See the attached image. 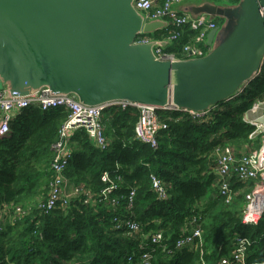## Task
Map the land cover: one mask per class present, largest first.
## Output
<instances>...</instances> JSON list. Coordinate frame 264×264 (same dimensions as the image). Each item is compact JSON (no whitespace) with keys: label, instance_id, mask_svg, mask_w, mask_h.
<instances>
[{"label":"trees","instance_id":"16d2710c","mask_svg":"<svg viewBox=\"0 0 264 264\" xmlns=\"http://www.w3.org/2000/svg\"><path fill=\"white\" fill-rule=\"evenodd\" d=\"M212 1L234 6L239 2ZM169 29L173 30L148 37L160 41L177 33L178 37L162 51L178 60L187 59L182 48L192 42L194 33L188 27ZM199 48L206 53L205 46ZM182 53L184 56H180ZM262 98L264 66L243 94L231 101L236 105L229 107V101L218 104L214 118L208 122L188 114L160 113L168 129L158 136L155 149L134 140L135 108L105 110L101 124L109 148L96 150L85 133L79 132L64 178L66 190L79 189L80 194L48 214L40 205L51 180V147L69 111L62 107L41 111L35 105L24 109L10 122L7 137L0 139V210L6 207L0 229V264H134L128 258L137 259L142 252L139 244L146 243L150 234L162 233L163 244L170 248L194 218L203 233L206 264H217L236 234L253 241L247 250V262L261 260L264 218L257 225L241 223L247 183L233 179V203L225 205L216 193L213 169L224 146L230 144L236 152L257 148L259 140L248 139L253 128L242 118ZM103 172L113 180L120 178L109 200L100 196L105 187ZM151 176L166 183L165 201L153 193ZM131 191L134 198L130 208L127 196ZM16 207L22 213L15 216ZM113 219L139 224L140 234L129 237L123 228L115 227ZM148 245L156 255L152 264H195L198 259L197 252L184 249L179 259L177 254L167 262L160 247Z\"/></svg>","mask_w":264,"mask_h":264},{"label":"water","instance_id":"95a60500","mask_svg":"<svg viewBox=\"0 0 264 264\" xmlns=\"http://www.w3.org/2000/svg\"><path fill=\"white\" fill-rule=\"evenodd\" d=\"M134 1L0 0V91L25 97L45 88L88 107L124 101L199 113L235 100L259 74L264 0L195 7L190 18L224 24L207 34L205 57L183 61L157 58L168 41L135 42L168 23L145 21Z\"/></svg>","mask_w":264,"mask_h":264},{"label":"built area","instance_id":"2783aa9c","mask_svg":"<svg viewBox=\"0 0 264 264\" xmlns=\"http://www.w3.org/2000/svg\"><path fill=\"white\" fill-rule=\"evenodd\" d=\"M183 0H135L133 7L136 11L144 15L146 21L162 20L171 23L176 28L188 27L193 33L192 42L183 46L182 51L187 53L190 59H200L206 56L199 47L206 45L207 34L216 28V23L208 20L205 16L190 18L187 15L180 14L174 7ZM178 37L177 33H172L170 37L164 39L170 44ZM151 38L140 36L136 43H148ZM206 47V46H205ZM207 48V47H206ZM161 48H155L154 52L158 59L168 61H178L174 56L166 55ZM264 66V56L261 60L260 69ZM260 71V70H259ZM247 85V84H246ZM246 85L237 91V97L243 94ZM35 105L41 111H49L57 108H65L69 111L67 118L58 130V139L52 145V159L49 165L51 180L49 183L46 198L40 209L44 214H48L57 206H65L68 202L80 194L79 189L67 191L65 188L64 172L69 161L73 157V147L70 138L76 132H84L92 146L100 151H106L109 148L110 141L104 134V128L101 124V117L105 110L109 108H120L125 111L128 108H135L138 111V117L134 125V140L148 145L151 148L157 147L158 136L161 132L168 129L166 122L161 118L160 113H182L188 114L197 121L208 122L214 117V110L217 106L204 111L193 112L183 111L175 106L155 107L149 105H137L120 101L113 102L103 106H83L73 95L52 94L48 89H41L39 92L18 97L9 94L5 90L0 91V139L7 137L10 132V122L24 109ZM243 122L253 128L249 134L250 141L259 140L255 150L247 153H236L229 146H224L218 151V157L213 170L215 175V186L218 196L225 205H231L235 196L232 189V178L238 182L250 183V189L244 194V204L241 212V223L243 225H257L264 218V98L255 101L249 109L243 113ZM120 178L116 180L110 178L109 173L103 172L101 181L105 185L100 196L102 200H109L110 196L118 189ZM151 189L158 200L167 199V185L156 176L150 177ZM134 191L127 196L128 207H132ZM116 200L112 201L114 204ZM6 207L0 210V229L4 219ZM14 215L22 213L20 207L14 209ZM4 214V215H3ZM116 228H123L129 237H135L140 234L139 224L129 220L113 219ZM146 243H140L139 249L142 252L137 259L128 258V262L134 264H152L156 255L149 249L150 245H156L164 253L165 261L178 259L184 249H192L198 254L195 264H206L204 259V238L196 219H191L186 229L175 239L173 245L169 248L163 244L164 237L162 233L157 232L147 237ZM150 239V242H149ZM253 244V241L241 235H234L231 246L225 255L221 256L217 264H264V257L256 262H247V250ZM177 259V260H178ZM179 263V262H178ZM180 264V263H179Z\"/></svg>","mask_w":264,"mask_h":264},{"label":"crops","instance_id":"0c3cea01","mask_svg":"<svg viewBox=\"0 0 264 264\" xmlns=\"http://www.w3.org/2000/svg\"><path fill=\"white\" fill-rule=\"evenodd\" d=\"M204 3H208V4H221V3H216V2H213L212 0H183L182 3L179 5V9L181 10L182 13H184V15H194L193 11L195 9V7H199L201 5H203ZM223 7H233L234 5H227V4H222ZM216 21V28L217 27H221L222 24H224V20L223 19H215ZM170 27L173 28V26L171 25V23L168 22V25L167 27L162 30L163 33L164 32H170L172 31L173 29H169ZM160 32V31H159ZM169 45V44H167ZM207 53L210 51V47H207ZM180 56H184V54L182 53ZM176 60H178L179 58H174ZM79 132H76L71 138H70V141L72 143V147H73V150L77 148V145H78V141H77V137H79ZM248 150H244V148H242L241 151H239L238 153H245L247 152ZM214 170V169H213ZM235 179V178H232V180ZM247 187L246 189H248L247 191H249L250 189V183H247ZM217 193V192H216ZM218 195V194H217Z\"/></svg>","mask_w":264,"mask_h":264},{"label":"rangeland","instance_id":"374dc122","mask_svg":"<svg viewBox=\"0 0 264 264\" xmlns=\"http://www.w3.org/2000/svg\"><path fill=\"white\" fill-rule=\"evenodd\" d=\"M221 6H223L222 4H220ZM222 29H223V27L222 28H220V31H222ZM261 70V69H260ZM259 73H260V71H259ZM237 93V92H236ZM228 105H229V107H234L235 105H236V103L235 102H230V103H228ZM229 147L231 148V149H234V147L232 146V145H230L229 144ZM250 150H251V147L249 148ZM244 150H245V148H244ZM252 151V150H251ZM236 152V151H235ZM239 152V151H238ZM238 152H236V153H238ZM242 154V153H241Z\"/></svg>","mask_w":264,"mask_h":264},{"label":"flooded vegetation","instance_id":"af4514ba","mask_svg":"<svg viewBox=\"0 0 264 264\" xmlns=\"http://www.w3.org/2000/svg\"><path fill=\"white\" fill-rule=\"evenodd\" d=\"M146 21V20H145ZM166 23H168V22H166ZM153 40V39H152ZM156 41H158V40H156ZM160 41H164V40H160ZM206 46V45H205ZM207 47V46H206ZM208 49V48H207ZM178 61H183V60H178Z\"/></svg>","mask_w":264,"mask_h":264}]
</instances>
